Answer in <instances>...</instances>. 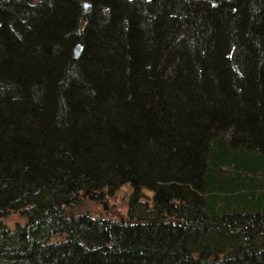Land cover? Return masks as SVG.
Wrapping results in <instances>:
<instances>
[{"label":"trees","instance_id":"trees-1","mask_svg":"<svg viewBox=\"0 0 264 264\" xmlns=\"http://www.w3.org/2000/svg\"><path fill=\"white\" fill-rule=\"evenodd\" d=\"M0 264H264V0H0Z\"/></svg>","mask_w":264,"mask_h":264},{"label":"rangeland","instance_id":"rangeland-1","mask_svg":"<svg viewBox=\"0 0 264 264\" xmlns=\"http://www.w3.org/2000/svg\"><path fill=\"white\" fill-rule=\"evenodd\" d=\"M124 190H129L127 185L118 190V198H116L114 201L111 198L107 199L105 202H103V204L99 203L98 205H95V209H101L102 211L106 212L108 211L109 215H115V212H113L114 210H116L117 214L125 213L127 210V201L125 197H122V199L120 198ZM9 224L12 225L11 222H9Z\"/></svg>","mask_w":264,"mask_h":264},{"label":"water","instance_id":"water-1","mask_svg":"<svg viewBox=\"0 0 264 264\" xmlns=\"http://www.w3.org/2000/svg\"><path fill=\"white\" fill-rule=\"evenodd\" d=\"M82 7H83V12H86L89 9L90 4L88 2H82ZM82 49H83V44L81 42L75 44L73 48L74 58H78L80 56Z\"/></svg>","mask_w":264,"mask_h":264}]
</instances>
